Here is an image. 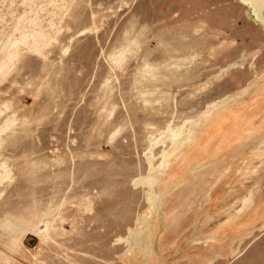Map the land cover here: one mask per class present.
<instances>
[{"label":"rangeland","instance_id":"rangeland-1","mask_svg":"<svg viewBox=\"0 0 264 264\" xmlns=\"http://www.w3.org/2000/svg\"><path fill=\"white\" fill-rule=\"evenodd\" d=\"M0 264H264L263 1L0 0Z\"/></svg>","mask_w":264,"mask_h":264},{"label":"bare ground","instance_id":"bare-ground-1","mask_svg":"<svg viewBox=\"0 0 264 264\" xmlns=\"http://www.w3.org/2000/svg\"><path fill=\"white\" fill-rule=\"evenodd\" d=\"M261 1H263V4H264V0H261ZM258 87V86H257ZM260 88V87H259ZM257 89V88H256ZM253 91V90H252ZM205 114V113H204ZM211 114V113H210ZM200 117H201V115H200ZM196 125V124H195ZM195 132L196 131H191L190 132V134L187 136V138H186V140H184V142L183 143H185V142H189V141H194V139L195 140H197L196 138V136H195ZM195 142V141H194ZM178 155V154H177ZM175 158H178L177 156L175 157ZM207 169V168H206ZM170 174V177L172 178L173 177V175L171 174V173H169ZM196 176V175H195ZM157 178H160V177H157ZM157 178H151V179H149L148 180V183L150 184V185H152V187L154 186V183L156 182V180H157ZM198 178V177H197ZM169 180V179H168ZM177 180V179H176ZM167 181V180H166ZM175 181V180H174ZM175 183V182H174ZM168 184V183H167ZM177 185V184H176ZM155 186H157V185H155ZM153 189L155 190V187H153ZM156 193H157V191H156ZM168 195V194H167ZM156 197H157V194H156ZM161 198V200H162V197H160ZM167 203V202H166ZM158 204V203H157ZM159 205V204H158ZM165 207V206H164ZM157 208V207H156ZM163 209V208H162ZM163 211V210H162ZM153 216H154V214H153ZM166 217V216H165ZM164 217V218H165ZM153 219V218H152ZM149 222V221H148ZM149 225V224H148ZM147 226V225H146ZM152 227V226H151ZM158 227V226H157ZM155 228V227H154ZM158 230V229H157ZM141 231V230H140ZM143 233V232H142ZM145 233V232H144ZM152 233H154L153 232V229H149V231H148V233L145 235L146 236V239H149L150 240V237H151V235H152ZM143 235V234H142ZM140 236V235H139ZM144 236V235H143ZM144 240V239H143ZM143 244H144V242H143ZM143 246V245H142ZM149 247V249H150V245H148ZM141 247V246H140ZM142 249V248H141ZM222 251V250H221ZM141 252V251H140ZM140 254V253H139ZM201 254V253H200ZM139 256V255H138ZM198 257V256H197ZM218 257V256H217ZM191 258H193V257H191ZM196 259V258H195ZM202 259V258H201ZM200 260V259H199ZM213 260V259H212ZM195 262V261H194ZM143 263V262H142ZM147 263V262H146ZM187 263H189V261L187 262ZM198 263V262H197ZM202 263V262H201Z\"/></svg>","mask_w":264,"mask_h":264}]
</instances>
